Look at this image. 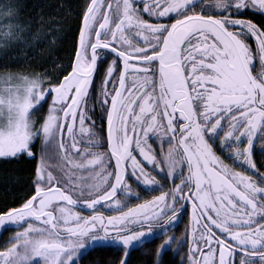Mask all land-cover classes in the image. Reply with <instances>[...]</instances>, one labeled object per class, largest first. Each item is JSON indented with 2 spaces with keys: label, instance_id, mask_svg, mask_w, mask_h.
<instances>
[{
  "label": "snow or ice",
  "instance_id": "1",
  "mask_svg": "<svg viewBox=\"0 0 264 264\" xmlns=\"http://www.w3.org/2000/svg\"><path fill=\"white\" fill-rule=\"evenodd\" d=\"M245 12L264 20V0H84L59 72L0 77V158L35 161L31 191L0 209V231L20 229L0 264H79L109 241L129 264L163 224L159 264L188 204V264H264V22ZM157 176L174 186L128 207V180L163 188Z\"/></svg>",
  "mask_w": 264,
  "mask_h": 264
},
{
  "label": "trees",
  "instance_id": "2",
  "mask_svg": "<svg viewBox=\"0 0 264 264\" xmlns=\"http://www.w3.org/2000/svg\"><path fill=\"white\" fill-rule=\"evenodd\" d=\"M10 5L14 11L16 23L22 32H16L17 38L7 49L0 50V75L19 74L31 75L47 72L54 75L60 71L72 55L77 36L79 13L84 0H1ZM252 20L258 23L257 16ZM47 111V103L39 111L33 113L32 119L37 126L43 121ZM40 139L35 141L33 151L38 153ZM257 164L264 161V153L256 156ZM35 161L26 158H0V209L16 207L25 193L31 191V181L34 177ZM137 192V191H136ZM156 192L139 191L141 199L151 197ZM139 200L135 201L138 202ZM127 206H129L127 204ZM189 212L181 214L178 225L167 233L182 234V225H186ZM17 231L14 227H5L0 231V249ZM159 257V264H187V245L179 243L178 237ZM164 235L154 236L131 248L128 257L129 264H154L156 249L164 240ZM121 256L118 246L99 244L87 249L81 254L79 264H94L107 260L109 264Z\"/></svg>",
  "mask_w": 264,
  "mask_h": 264
},
{
  "label": "rangeland",
  "instance_id": "3",
  "mask_svg": "<svg viewBox=\"0 0 264 264\" xmlns=\"http://www.w3.org/2000/svg\"><path fill=\"white\" fill-rule=\"evenodd\" d=\"M204 2L205 3H214V0H204ZM196 10L199 11L200 10L199 7H197ZM145 18H147V17H145ZM258 23H260V22L258 21ZM18 30H20V32H22V28L19 25H17V23H16V18L14 16L13 9L10 7V5L5 4V3H3V1L0 0V50L2 52H4L7 49L8 45L10 43L14 42L17 38H19V40L21 41V38L18 37L17 34H16V32ZM5 32H10L11 34L8 35V36H5L4 35ZM253 47H255V45H253ZM108 59L111 60L112 57L109 56ZM106 63L107 62H105V65L102 66L101 72L103 71V67H106ZM253 71H254V75L255 74H258L261 71L259 62H257L256 68ZM5 75L6 74L0 75V77H4ZM12 76L13 77H16V76H22V75L13 74ZM99 77H100V73H97V83H99ZM13 82L15 83L16 81L13 80ZM109 87H111V85H109ZM48 99L50 101L51 98L48 97ZM47 110H48V104H47ZM99 113H100V110L97 109V115L95 117V119H96V130L97 131L102 126L101 120L99 118ZM46 114H47V111H46ZM46 114H45V116H46ZM149 143L152 144L153 149L156 152H159L160 151L161 142L157 141L156 143H153L150 140ZM39 146L41 147V140H40ZM83 147H84V144L81 143V148H83ZM162 147H163V150L165 152H167V150H168V144L166 142L163 143ZM259 148H260V143H259V141H257L256 147L254 149V152L256 153V155H259V153H260ZM90 150L91 151H103L104 149L101 148V149H90ZM217 154L219 155L220 153H217ZM225 163L231 164L232 161L226 159L225 160ZM237 170H240V169H237ZM157 180L160 181V184H163V188H160L159 185L148 186L147 188H145V186H143L142 184L137 185V183H135L133 180H128V184H129L130 192H131V198L128 200V203H127L129 205L128 207L134 206L137 203H142V202H144L146 200H150L153 196L159 195L160 194V191L167 192L169 190V188H171V187L174 186L171 181H167L166 182L164 180H161L160 179V176H157ZM176 182L179 183V180H177ZM136 191L137 192H139V191H149V192H156V193L153 194L151 197H148L146 199H141V195L137 194ZM136 196H139V199H136ZM118 198L123 199L122 197H118ZM137 200H139V201L138 202H135ZM181 203H183V202H181ZM184 208H186L188 210L189 206L188 205H185ZM98 210L101 211V212H103L105 216L112 215L113 214L111 211H109L107 209L106 206L105 207H102V208H98ZM76 211H81V210L79 208H77ZM188 211H189V216H188V220L186 221V225H184V226L182 225V229L180 230V231H182V234L180 236H179L180 233L178 235L174 234V235H176L178 237V239H179L178 242L179 243H181V241L186 243V245H187V251H188L189 245H188V241H187V238L185 236V233L189 229L190 224L193 223L192 220H191V210L189 209ZM82 214L83 215H88V214H90V212L84 211V212H82ZM180 219H181V213L180 214L178 213V219L176 221L170 222L168 224V226H167V232L170 231V229H172L176 225H178V222L180 221ZM193 226H195V225L193 224ZM8 227H11V226H8ZM19 230L20 229H17V231H19ZM163 232H164V226H163V224H161L159 227H154V229H153V231L151 233L146 234V236L143 238V241L142 242L134 244L132 246V248L135 247V246H137V245H139V244H141V243H143V242H145V241L150 240L154 236L162 235ZM167 235L168 236H174L173 234H170L169 235L168 233H167ZM99 244L113 245V246H118L119 247V245H116V244H114V243H112L110 241L109 242H99V243H97L95 245H99ZM95 245H91L88 248L82 250V252L80 253V255L82 253H84L87 249H89V248H91V247H93ZM187 264H188V262H187ZM237 264H239L238 261H237Z\"/></svg>",
  "mask_w": 264,
  "mask_h": 264
},
{
  "label": "flooded vegetation",
  "instance_id": "4",
  "mask_svg": "<svg viewBox=\"0 0 264 264\" xmlns=\"http://www.w3.org/2000/svg\"><path fill=\"white\" fill-rule=\"evenodd\" d=\"M252 14H250V13H248V12H245V14H244V16L242 17V18H244V19H250V20H252ZM255 16H257V19L259 20V22L260 23H262V22H264V20H262L261 19V16L259 15V14H256ZM253 21V20H252ZM254 22V21H253ZM255 23V22H254ZM256 153L254 152V155H253V158H254V160L256 161L257 160V158H256ZM188 206H189V208H188V210L190 209L191 210V205L190 204H188ZM186 208H183V210L182 211H180L179 212V214L181 213H184V212H186V211H188ZM189 212V211H188ZM237 261H238V258H237Z\"/></svg>",
  "mask_w": 264,
  "mask_h": 264
}]
</instances>
